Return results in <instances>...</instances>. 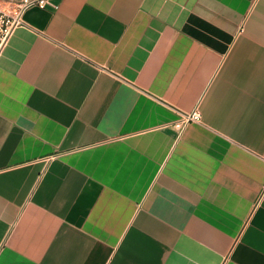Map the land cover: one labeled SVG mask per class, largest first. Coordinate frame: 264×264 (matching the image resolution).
Listing matches in <instances>:
<instances>
[{
    "label": "crops",
    "instance_id": "obj_1",
    "mask_svg": "<svg viewBox=\"0 0 264 264\" xmlns=\"http://www.w3.org/2000/svg\"><path fill=\"white\" fill-rule=\"evenodd\" d=\"M51 3L0 57V264H264V0Z\"/></svg>",
    "mask_w": 264,
    "mask_h": 264
},
{
    "label": "built area",
    "instance_id": "obj_2",
    "mask_svg": "<svg viewBox=\"0 0 264 264\" xmlns=\"http://www.w3.org/2000/svg\"><path fill=\"white\" fill-rule=\"evenodd\" d=\"M48 6H52L51 0H0V57L15 30L23 25L25 13L32 8L45 9ZM200 120L201 114L195 110L183 115L177 127Z\"/></svg>",
    "mask_w": 264,
    "mask_h": 264
}]
</instances>
